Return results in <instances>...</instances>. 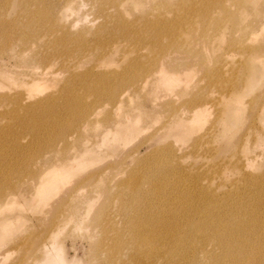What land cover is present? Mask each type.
<instances>
[{
  "label": "rangeland",
  "instance_id": "374dc122",
  "mask_svg": "<svg viewBox=\"0 0 264 264\" xmlns=\"http://www.w3.org/2000/svg\"><path fill=\"white\" fill-rule=\"evenodd\" d=\"M6 1L14 7L8 21L3 20L8 16L3 9ZM55 1L57 5L49 6L47 22L65 31L71 39L51 49L54 58L49 70L53 73L47 75L53 82L42 81L38 88L30 80L40 68L27 66V56L32 52L18 55L22 45L17 31L11 29L18 0H0V143L5 142L0 146V264L42 262L52 252V240L69 264H161L149 256L134 260L135 254H148L145 248L138 250L143 253L132 254L130 224L141 211L137 209V201L132 203L137 199L132 201L131 195H122L121 188L115 186V182L125 180L138 184L135 187L141 190L143 186L149 187L148 183H157L159 197L155 193L151 195L147 186L144 192L151 197L147 203L150 210L155 211L160 202L163 223L171 213L183 217V208L178 204H183V197L193 196L196 203L192 206L196 212L193 220L209 221L213 230H224L230 227L231 219L243 217L247 224L242 223V227L234 230L237 239L245 241V235L264 239V33L255 36V40L249 34L254 13L251 5L264 9V0L124 3L123 8L128 12L125 18H134L135 24H141L142 19L136 16L147 11V16L153 17L152 13H157L163 3V35L157 39L133 38L106 44L108 47L119 43V51L129 47L128 43L135 49L144 47L142 52L155 50L153 80L120 105L110 102V90L130 77L144 75L134 69L140 56L123 51L98 58L101 50L96 46L93 32L105 17L99 15L97 4L78 0L79 8L68 11ZM172 17L193 21V27L198 30L196 38L185 35L180 55L186 57H182L181 64L163 56L181 38L180 31L165 32ZM22 20L24 23L25 19ZM133 29L136 32L135 28H125ZM199 33L207 34L209 40H202ZM78 36L87 47H80ZM257 46L261 47L259 56H245ZM163 57L169 66L163 73L168 78L163 76L162 82L158 74L160 66L156 63L163 61ZM250 59L254 60V67L247 70ZM111 60L114 62L110 63ZM99 63L103 64L102 68L96 67ZM148 65L146 62L145 66ZM90 71L104 75L90 73L96 82L91 80L84 87L79 83L65 85L74 76L89 75L84 72ZM149 72L147 69L146 73ZM247 74L251 79L245 82ZM171 77L175 79L169 84L166 80L170 81ZM29 91L33 97L28 102L34 103L45 93L55 94L52 109L45 107L35 116L20 107L16 110L19 93ZM79 101L75 112L68 109ZM195 101L206 103L196 115L187 108L179 110L186 102ZM81 103L95 112L86 122L80 119L82 123L77 115ZM33 116L36 121L32 120ZM108 117L111 121H107ZM75 118L80 124H74ZM119 118L121 123L117 121ZM32 135H38V139ZM15 142L21 146L16 148ZM65 167L70 168L69 173H61L59 180L52 182L55 177L52 171ZM29 171L38 172L41 180L32 184ZM48 175H51L49 180ZM139 184L143 185L138 187ZM71 185L84 186V192L91 196L97 190L105 189V193L98 196V208L89 213L84 210L85 205L80 206L71 211L69 219L56 224L64 206L63 201L57 200ZM68 204L71 207L74 203L68 201ZM163 228L165 250L184 229L165 224ZM174 230L181 233L173 234ZM185 241L184 255L176 261L163 257V264H208L204 252L221 250V246L211 241L206 244L198 238ZM241 247L249 257L235 264H264V241L255 245L246 242ZM222 258L221 264H234Z\"/></svg>",
  "mask_w": 264,
  "mask_h": 264
},
{
  "label": "bare ground",
  "instance_id": "6f19581e",
  "mask_svg": "<svg viewBox=\"0 0 264 264\" xmlns=\"http://www.w3.org/2000/svg\"><path fill=\"white\" fill-rule=\"evenodd\" d=\"M48 1L49 0H18V10H17V8L15 9V14H13V16H12L13 20H11L13 27H14V28L12 27L11 29L13 30V32L17 31L16 36L20 40L19 41L20 45H22L21 52L18 55H24V54H27L29 52H32L30 55L27 56L29 58L27 66H31V67L36 68V69L40 68L39 71L38 70L35 71V73L31 76V80H30V82H33L32 85L35 87H38V88H41V86L43 85V82L52 81V79H50L49 76L47 75L49 73H53L52 71L49 70V66H52L51 61L54 58V53L52 52L53 50H51V49L54 47H57L60 43H62V45H63V43L67 39L70 38V37L67 38L65 31H63L61 29L58 30L57 28H55V26L53 24H50V22L49 23L47 22V20L50 16L49 11H48L49 6L57 5V2L55 0H51L50 4H47ZM57 1L59 2L58 5H61V6H59L60 8L63 9L64 7H66L65 10H68V11H73L74 9H77L80 6V3L78 2V0H57ZM91 1L94 2L95 4H97L96 9L99 11V15L101 17H105L104 22L101 23L97 28H95L94 32H93V34L95 36L96 46L99 49V51L101 50L98 54V58L103 57L104 54H108V55H111L112 53L113 54H116V53L122 54L123 51L124 52H135L136 54H134V55L140 56L138 63L134 66V69L137 72L142 73L144 75L141 77H135V76L130 77L128 81L121 82L120 84H118V85H120L118 88H111V90H110V102L117 104V105H120L124 101H128L129 99H131L134 94H137L138 92H140V90L145 88L147 83H149L153 80V74H154L155 69H151V67L156 62V61L154 62L155 58L153 56V54L155 53V50H154V48H150L147 52H144V51L142 52L144 47L138 46V48L135 49L134 48L135 46H133L131 43H128L129 47H125L122 51H119V43L113 44V45L108 46V47L106 46V44L109 42L110 43L111 42H113V43L119 42V40L131 41V40H133V38H138L141 40L149 39L151 37L155 38V39L159 38L161 35H163V28L161 27L162 23H163V19H161V17H162L161 15L163 13V10L161 9V7H163V3H161L158 6L159 11L157 10V13H156V11L154 13H152L153 17H148L149 12H147V11L145 12V14H142L143 16H136V17L142 18V19H141V24H135L136 22H135L134 18L132 20H127L125 18L126 14H128V12H126V10L123 8V6H124V3H127V2L133 3L136 0H91ZM255 1L256 0H253V2H255ZM98 2H100V4ZM102 2H106V3L103 4ZM44 3H46L47 6H44ZM0 7H1V5H0ZM258 8L256 9L255 7H253V5H251V9H252L251 12H254V13H252L253 18H252L251 30H250L249 34L251 35L250 36L251 38L254 37V40L256 38L255 36H257L258 34L264 33V15H263L264 9H262V8L258 9ZM3 9L5 11V14L8 15L3 20L8 21V17H10L9 15L13 13L14 7L12 4H10L9 1H6L4 3ZM121 9H123L124 11H122ZM148 18H150V19H148ZM22 19H25L24 23H23ZM235 20H236V18H235ZM186 25H188L190 27L186 28ZM193 25H194V22L191 20H187V21H183L182 19L178 20L177 17H176V19H175V17H172V19L170 20V26L168 25L169 29L165 30V32L171 34L172 29H173L174 31H177V33L180 31L179 35L181 36V38L177 41V43L171 49L166 51V53H163V56L171 57L170 62H172V63L174 62L176 64H178V63L181 64L182 57H186L184 54H183L184 56L180 55V51L182 48V47L180 48V45L182 46L183 42H185L184 37L186 34H191V36H193L194 38L197 37V35H198L197 31L198 30L195 29L193 27ZM73 26L74 25H72V27ZM126 27L135 28L136 32H134V29H133V31H127V30H125ZM70 28H71V26H70ZM184 29H185V31H184ZM46 31H48L47 35H46V37H44V34ZM2 32H3V30H2ZM0 34H2V33H0ZM8 35H9V33H8ZM199 35H200L202 40L203 39L209 40V36L207 34L199 33ZM218 35L219 34L217 33L215 35V38L218 37ZM25 37L27 38V40H25ZM18 38L16 41H18ZM77 39H78V42L81 43L80 47H82V48L87 47L86 44H84L82 42L81 37L78 36ZM12 41H15V40H12ZM9 43H12V42H9ZM120 43L122 44V42H120ZM15 45H16V42H15ZM20 45H18V46H20ZM196 45H198V43ZM192 47L196 48V46H194V45ZM260 52H261V47L257 46V47L251 48L245 56H248L250 54L255 55V56H259ZM256 58L257 57H255V59ZM188 60H189V58L187 59V61ZM113 62H114V60L110 61V63H113ZM146 62H149L148 66H145ZM166 63L167 62L165 61L164 57H163V61L159 60V62L156 63L158 66H160V70H158V74L160 73L159 79L162 82H163V80L165 81V79H163L164 78L163 76L167 77V75H165V74L163 75V73L167 72V70H168L169 65H167ZM101 66H103V64L99 63L96 67L100 68ZM253 67H254V60L250 59L246 64V69L250 70ZM147 69H149L151 72L146 73ZM2 72H5L4 68L2 69ZM223 72H225V71H223ZM84 73H89V75H82V76H79V78L74 76L73 78H71L72 79L71 82L70 83L67 82V83H65V85H68V84L76 85L79 83L82 87H84V86L91 84V80L96 82L95 76L90 77L91 74L92 75H96V74L104 75L102 73L94 74L95 73L94 71L84 72ZM185 75H186V73H185ZM172 78L175 79V77H171L170 81L169 80H166V81L169 84H171ZM178 78L180 79L181 77H178ZM250 79H251L250 75L247 74L246 77L244 78V81L247 82ZM176 80H175V82L178 81V80L177 81ZM175 82H172V83H175ZM168 83L166 85H168ZM62 87L65 88L64 85ZM62 91H63L62 94H64V90H62ZM59 94H58V96L62 95V94H60V95ZM224 96H225V94H224ZM32 97H33V95H32V92H30V91L27 93H19L18 97L15 99V101L17 103L16 110L18 107H20V108H22L23 111L24 110L29 111L30 113H32L34 115L35 113L41 112V110L45 109V107L51 108V103L54 102L56 95L49 92V93H45L43 96L37 97L35 99V103L34 102H28V100ZM79 103H80V101L73 103L71 106L68 107V109L72 111V109H74L75 105H78ZM202 105H206V103H201V102L198 103L196 101L195 102H186L185 107H182L179 110H184L185 108H187L188 111H191L192 113H195V115H196L198 113V111L200 110V107ZM78 109H79V111H78L77 115H79V117H80L79 120L84 119V122H86V120H88L90 117L95 116V112H92L90 107L88 110V108L86 106H84L83 103L80 104V107ZM73 112H75V109L73 110ZM34 116H33V118H34ZM71 116H73V113ZM27 117H29V116L27 115ZM111 119H112L111 117H108L107 121H111ZM190 119H192V118H190ZM21 120H23V118ZM32 120L34 121L35 118ZM75 120L76 121L74 124H76V122H77L76 118H75ZM79 120L77 123H79ZM23 121H25V120H23ZM33 121H32V123H33ZM91 121H90V124L93 122V121L92 122ZM117 121H119L120 123L122 122L120 118ZM19 122H21V121H19ZM82 122L80 120V123H82ZM87 122H89V121H87ZM8 129H10V128H8ZM6 131H8V133H10L11 130L9 131L6 129ZM32 137H33V135H32ZM33 138L38 139V135H34ZM3 144H5V142L4 143L2 142V144L0 146H2ZM15 145H13V146H15L16 148L18 146L19 147L21 146L19 144V142H15ZM7 146L9 147V145H7ZM69 169H70L69 167H65L64 170L52 171L55 175V177L52 178V182L59 180L61 173H63V172L69 173ZM28 174H29L28 175L29 178H31L30 180L32 181V184H35L39 180H41L39 173L36 171L35 172L29 171ZM50 176L51 175H48L46 179H48ZM135 183H136V181H135ZM148 184H149V187L147 185L146 186L148 188L146 186L145 187L147 188V190L150 191V194L152 195V193H155L156 196L159 197L160 190L158 189L157 183H148ZM137 185L132 184V183H130V181H127V180L121 181V182H115V186L121 188V190L123 191L122 193L120 192L122 195L123 194L131 195L132 201L137 199L132 203H135L137 201L139 204V207L137 209H139L141 211V213L139 215H137V217H135L134 220L132 221V223L130 224L132 233H131V237H130L129 241L131 242L133 249H134L132 254H135L137 252L143 253V252H140L138 250L140 248H145L147 250L148 255L135 254L134 260L141 261L146 256H149L151 259H154V260L160 262L161 264H163V257L168 258L170 261H176L178 256L184 255L183 254V250H184L183 244H187V242L185 240L187 239V240L192 241L194 238H198L201 242H203L205 244L208 243L209 241H211V242H214L216 244V246L217 245L221 246V250L218 252H217V250L215 252H204L206 254L205 258L208 260L209 263L221 264L222 259H223L222 256H223L225 258L230 259L235 264L236 262L239 263L242 260V258L249 257L247 250L245 248L241 247L244 243L249 242V243H253L255 245V244H258L259 241L260 242L264 241V239L253 238V237H250L249 235H245V241H239L237 239V237L234 234V232H236V231H234V230H236L238 227H242V223L245 225L247 224V220H244L243 217H239L237 219H231L229 221L230 227H227L225 229L223 228L224 230H213V228H211L213 226L211 225V223L209 221H205V220L200 221V219L197 221L193 220L194 216L196 215V212L192 209V206H194L196 204L195 198L193 196L183 197L182 198L183 204H178L179 206H182V208H183V212H182L183 217L180 216V218H179L174 213H171L169 216L165 217L166 219H165V222L163 223V213L161 212L160 202L158 203L157 209L155 211L150 210V208L147 206L148 205L147 203L151 197L146 196V193L144 192L145 191L144 186L142 187V190H141V189L135 187ZM142 185L143 184H139L138 187H141ZM147 190H146V192H148ZM84 191H86L84 189V186H73V185H71L70 188L65 189L64 192L61 195H59L60 197L58 198V200L55 199L57 201H61V202L63 201L64 202L63 203L64 206L60 209L61 212L57 217L58 222L56 224H60L61 222H65L67 219H69L68 215L71 213V211H76L78 208H80V206L82 207L83 205H85V207H83V208H85L84 210L88 211L89 213L94 208L96 209L99 207V203L97 202L98 196L101 195V193H105L104 192L105 189H104V191L103 190L102 191L97 190L98 193L97 192L96 193L98 195L94 194L92 196L90 194L84 192ZM103 195H105V194H103ZM0 196H1V191H0ZM57 197H58V195L56 196V198ZM178 199L176 198V203H179ZM68 201H70L74 204L70 207L68 204ZM96 202L98 203L97 206H95ZM141 205L143 207H141ZM134 214L135 213H133V215ZM94 219L95 220L97 219V215L94 217ZM163 224H165L167 227H170L172 225L178 229H184V231H182V233L180 230H174L173 231V234L179 235L181 233V235L177 236L175 239H173L171 242H169L166 245L165 250H163V229H164ZM214 225H215V222H214ZM216 225H218V224L216 223ZM46 236H48V235H46ZM51 243H52L51 244L52 252H48L46 257L44 258V260L42 262H34L33 264H69L68 262L65 261L63 254L57 251L55 242L52 240ZM201 250L203 251V248H201ZM195 259H197V258H195ZM193 264H196V263H193Z\"/></svg>",
  "mask_w": 264,
  "mask_h": 264
}]
</instances>
